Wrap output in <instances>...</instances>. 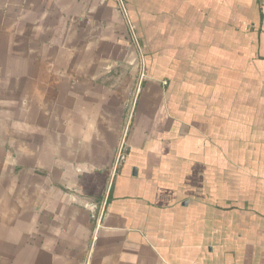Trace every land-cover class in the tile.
<instances>
[{
    "label": "crops",
    "instance_id": "crops-1",
    "mask_svg": "<svg viewBox=\"0 0 264 264\" xmlns=\"http://www.w3.org/2000/svg\"><path fill=\"white\" fill-rule=\"evenodd\" d=\"M0 264H264V0H0Z\"/></svg>",
    "mask_w": 264,
    "mask_h": 264
},
{
    "label": "rangeland",
    "instance_id": "rangeland-1",
    "mask_svg": "<svg viewBox=\"0 0 264 264\" xmlns=\"http://www.w3.org/2000/svg\"><path fill=\"white\" fill-rule=\"evenodd\" d=\"M134 45H135V43H134ZM136 46V45H135ZM137 50V49H136ZM140 61H141V56H140V53H139V51L137 50V52H136V66H137V68H138V70H139V68H140ZM140 71V70H139Z\"/></svg>",
    "mask_w": 264,
    "mask_h": 264
},
{
    "label": "built area",
    "instance_id": "built-area-1",
    "mask_svg": "<svg viewBox=\"0 0 264 264\" xmlns=\"http://www.w3.org/2000/svg\"><path fill=\"white\" fill-rule=\"evenodd\" d=\"M131 29L133 30L132 26H131ZM133 34H134V32H133ZM134 39H135V41H137V38H136V36H135V38H134Z\"/></svg>",
    "mask_w": 264,
    "mask_h": 264
}]
</instances>
